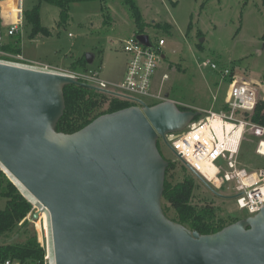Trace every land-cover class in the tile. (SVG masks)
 I'll return each instance as SVG.
<instances>
[{
	"label": "water",
	"instance_id": "obj_1",
	"mask_svg": "<svg viewBox=\"0 0 264 264\" xmlns=\"http://www.w3.org/2000/svg\"><path fill=\"white\" fill-rule=\"evenodd\" d=\"M137 37L152 46L147 33ZM68 84L112 93L71 75L0 62V166L48 210L55 264H264V207L209 234L164 211L170 161L159 140L193 171L167 136L200 110L181 109L168 94L153 105L132 98L138 104L66 133L56 126Z\"/></svg>",
	"mask_w": 264,
	"mask_h": 264
},
{
	"label": "rangeland",
	"instance_id": "obj_2",
	"mask_svg": "<svg viewBox=\"0 0 264 264\" xmlns=\"http://www.w3.org/2000/svg\"><path fill=\"white\" fill-rule=\"evenodd\" d=\"M144 21V30L155 42L164 38V58L153 79V91L200 110H218L227 98L230 78L213 70L207 62L229 67L236 78L253 82L264 99V7L262 0H136ZM40 5L41 25L50 34H33L25 14L21 54L26 59L69 68L71 63L90 53L89 69L111 82H120L125 74L128 56L126 40L137 31V25L124 0H86L70 3L67 21H61L56 4L40 0H24L25 11ZM83 71L82 69H77ZM167 75V79L164 77ZM149 104L156 101L143 97ZM109 101L104 105L108 108ZM258 138L247 133L239 152L242 164L253 170L264 168V156L257 154ZM159 148L168 160L176 162L174 182L185 177L194 180L192 204H212L218 217L246 218L249 213L237 205L231 184L211 190L160 139ZM219 163V162H218ZM1 171L6 178L8 174ZM1 179V177H0ZM11 180V179H10ZM12 181V180H11ZM229 185V186H228ZM19 189V188H18ZM21 191V190H20ZM22 193V191H21ZM23 194V193H22ZM24 195V194H23ZM26 197V196H25ZM27 198V197H26ZM28 199V198H27ZM6 199L0 198V209ZM28 215V233L35 232L45 248L44 264H49L46 216L37 204ZM41 210L33 219V213ZM175 214L173 210L170 212ZM45 217V218H44ZM20 224L0 235V244L21 242L27 238ZM16 264H19L16 262Z\"/></svg>",
	"mask_w": 264,
	"mask_h": 264
},
{
	"label": "built area",
	"instance_id": "obj_3",
	"mask_svg": "<svg viewBox=\"0 0 264 264\" xmlns=\"http://www.w3.org/2000/svg\"><path fill=\"white\" fill-rule=\"evenodd\" d=\"M25 14L24 0H0V62L71 75L134 104L138 102L133 99L143 100V97H151L155 103L166 99L165 95L153 91V79L164 58V38L151 41L152 46H147L138 39L137 32L129 36L123 47L128 56L125 74L120 82H111L103 79L97 70L56 67L26 59L21 52L13 51L11 47L18 44L16 40L21 38L22 42ZM207 64L223 77L230 78L227 98L218 110L203 111L204 118L196 117L185 129L170 133L167 138L194 172L211 183L217 180L213 184L218 188L231 184L238 207L255 215L264 207V168L253 170L242 164L239 152L246 134L250 133L258 138L257 154L264 156V126L251 119L263 98L253 82L233 77L231 68L219 67L211 61ZM0 264H16V261L7 258Z\"/></svg>",
	"mask_w": 264,
	"mask_h": 264
},
{
	"label": "trees",
	"instance_id": "obj_4",
	"mask_svg": "<svg viewBox=\"0 0 264 264\" xmlns=\"http://www.w3.org/2000/svg\"><path fill=\"white\" fill-rule=\"evenodd\" d=\"M48 1L60 7L61 21H67L69 17L70 3L86 0H40ZM132 17L137 25V33H145L144 21L136 0H124ZM264 7V0H262ZM26 17L33 27V34L39 32L50 34L48 28L41 25L40 5L32 10L26 11ZM264 37V35H263ZM18 44L12 45L11 49L21 52V38ZM88 70L89 63L86 56L81 57L70 65L72 70ZM66 109L64 115L58 122L56 129L66 133L75 132L98 116L113 112L131 105L134 102L121 97L109 94L83 84H68L64 87ZM109 101L108 108L104 109L105 103ZM158 103V102H157ZM156 104V103H154ZM153 105V104H152ZM181 109H193L189 106L179 104ZM201 116V115H200ZM198 116L196 119H199ZM253 122L264 126V100H260L255 112L251 116ZM166 170L165 189L163 193V208L166 215L172 220L179 222L191 230H197L202 234L214 233L225 226L236 222L238 218L227 220L217 216L215 207L212 204H192V196L195 189L194 180L185 177L183 180L174 182L173 172L176 170V162L169 160ZM0 198L6 199L5 207L0 209V235L16 229L20 224L25 227L26 232L31 224L28 215L33 212L34 205L18 189V187L5 177L0 169ZM171 210L175 214H171ZM27 238L21 242L11 244H0V261L11 258L19 264H44L45 248L41 245L35 232H27Z\"/></svg>",
	"mask_w": 264,
	"mask_h": 264
},
{
	"label": "bare ground",
	"instance_id": "obj_5",
	"mask_svg": "<svg viewBox=\"0 0 264 264\" xmlns=\"http://www.w3.org/2000/svg\"><path fill=\"white\" fill-rule=\"evenodd\" d=\"M6 173L12 179V181H14L16 183L17 187L22 191L24 196H26L32 203L37 204L38 207L45 214V216H46V224H47L46 225L47 226V236H48V239H49L48 247H47L48 248V252H47L48 253V258L50 260L49 264H55L54 255H53V251H52V237H51V232H50V218H49L48 210L36 199V197L26 188V186H24L23 183L18 181L9 171L6 170Z\"/></svg>",
	"mask_w": 264,
	"mask_h": 264
},
{
	"label": "crops",
	"instance_id": "obj_6",
	"mask_svg": "<svg viewBox=\"0 0 264 264\" xmlns=\"http://www.w3.org/2000/svg\"><path fill=\"white\" fill-rule=\"evenodd\" d=\"M136 33V32H135ZM173 100H175V99H173ZM176 101V100H175ZM179 104H182V103H179ZM182 105H184V104H182Z\"/></svg>",
	"mask_w": 264,
	"mask_h": 264
}]
</instances>
